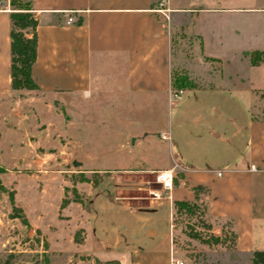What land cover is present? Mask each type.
<instances>
[{
	"label": "crops",
	"instance_id": "obj_1",
	"mask_svg": "<svg viewBox=\"0 0 264 264\" xmlns=\"http://www.w3.org/2000/svg\"><path fill=\"white\" fill-rule=\"evenodd\" d=\"M160 1L33 0L39 19L33 76L39 88L16 90L11 83L12 7L10 0H2L0 108L16 118L18 103L28 101L29 124L35 125L31 143L46 139L48 127L41 125L49 122L44 117L49 113L60 115L57 104L74 110L72 118L60 116L59 135L67 145L90 141L91 146L113 147L120 144L113 134L123 145L136 143L139 136L146 141L152 131L159 142L168 140L170 158L164 164L91 167L98 178L88 189L84 238L76 242L84 248L73 255L101 264L115 259L122 264V258L128 264H170L175 255L184 260L173 241V201L193 196L191 187L202 184L210 187L211 215L233 216L237 222V247L220 245L215 251L233 257L229 264H239L243 255L252 264L253 251L264 249V118L252 108L264 85L245 86L235 79L224 85L222 73L217 83L175 97L171 76L177 68L173 43L178 28L191 38L193 51L218 61L224 57L214 50L264 49V1L165 0L164 10ZM93 99H105L100 114L121 112L118 122L127 126H112L102 136L86 134L99 121L92 117ZM175 161L184 177L171 196L154 197L161 187L157 175L170 169L175 174ZM90 162L102 161L96 156Z\"/></svg>",
	"mask_w": 264,
	"mask_h": 264
},
{
	"label": "rangeland",
	"instance_id": "obj_2",
	"mask_svg": "<svg viewBox=\"0 0 264 264\" xmlns=\"http://www.w3.org/2000/svg\"><path fill=\"white\" fill-rule=\"evenodd\" d=\"M259 21L262 22V18ZM174 33V65L188 71L201 86L217 83L218 79H222V73L226 81L235 79L245 86L264 85V62L253 66L249 59L251 52L229 48L210 51L224 57L223 61H218L201 56L199 51H193L191 38L183 28H178ZM226 81L224 85L228 84ZM93 100L90 103L93 107L92 117L99 121L93 126H97V130L90 127L86 134L95 131V134L102 136L112 126H127L118 122L123 117L121 112L117 116L100 114L105 112V99ZM18 105L20 113L16 118L2 112L0 108V264L12 252L16 255L11 257V264H101L91 256L78 252L73 255L74 251L84 248L76 242H81L84 238L89 219L88 189L98 178L91 167L149 165L153 162L164 164L170 158L168 140L159 142L157 132L152 131L146 141L135 134L132 138L138 137L136 143L131 141L123 145L119 135L113 134L114 143L120 142L113 147L91 146L90 141L67 145L65 139H61L63 134L59 135L60 116L72 118L74 110L72 107L67 110L57 104L60 115L57 112L49 113L44 116L48 117L49 122L41 125L48 127L45 131L46 139L41 143H31L29 134L34 131L35 128L31 127L35 125L29 124V103L23 100ZM252 108L254 114L264 118V90L260 92V98ZM31 119H34L33 116ZM69 128L73 132V128ZM163 134L160 132L162 137ZM96 156L101 163L90 162ZM174 167L175 173L179 174L180 167L176 161ZM202 195L205 196L204 193ZM183 197L193 198L192 195L187 196L189 198ZM194 221L192 218L191 222ZM184 222L186 220L179 222L175 232L184 238L177 249L187 264L230 263L229 259L233 257L229 258L227 254L220 255L215 251L214 248H219L220 244L208 245L186 236L182 232ZM195 228L206 232L202 226L195 225ZM46 257L49 259L48 263L43 261ZM173 258L177 259V255ZM120 260L122 264H128L126 258ZM236 261L239 264H250V260L244 255Z\"/></svg>",
	"mask_w": 264,
	"mask_h": 264
},
{
	"label": "trees",
	"instance_id": "obj_3",
	"mask_svg": "<svg viewBox=\"0 0 264 264\" xmlns=\"http://www.w3.org/2000/svg\"><path fill=\"white\" fill-rule=\"evenodd\" d=\"M0 0V7H1ZM12 10L10 11L11 28V78L12 87L16 90L38 89L39 84L33 76V64L37 59L38 34L37 26L39 19L33 11V0H10ZM264 59V49L251 51V62L258 64ZM173 91L179 89H190L202 87L201 84L186 70L173 68L171 76ZM179 177H184L183 172L174 174V185L179 183ZM193 198L174 199L173 201V224H174V246L184 240L175 232L180 221H185L182 232L189 238H196L208 245L220 244L228 249L237 247L238 231L235 217H219L211 215L209 211L208 196L210 187L196 184L191 187ZM202 193L205 194L202 195ZM195 219L191 222V219ZM223 219V221H222ZM222 221V222H221ZM195 225L206 229L198 230ZM220 227L221 232H215ZM16 255L10 253L3 264H11V257ZM48 263V257L43 260ZM110 264H120V261L109 260ZM22 264H41L40 262H24ZM252 264H264V249H256L252 253Z\"/></svg>",
	"mask_w": 264,
	"mask_h": 264
},
{
	"label": "built area",
	"instance_id": "obj_4",
	"mask_svg": "<svg viewBox=\"0 0 264 264\" xmlns=\"http://www.w3.org/2000/svg\"><path fill=\"white\" fill-rule=\"evenodd\" d=\"M165 4V0H161L160 1V7L159 9H166V7L164 6ZM74 20V17L73 16H70L68 18V21L71 22ZM184 91V89H179L178 91H173L174 92V96L175 97H180L181 96V93ZM164 137H168L167 134H163ZM156 180L161 183V187L159 188H156L152 195L154 197H157V198H161V197H164V196H171V190L174 186V172L172 169L170 170H163L162 172H160L158 175H157V178ZM170 264H185V261L182 260V259H174L172 258L171 259V262ZM201 264H205L204 262H202Z\"/></svg>",
	"mask_w": 264,
	"mask_h": 264
}]
</instances>
